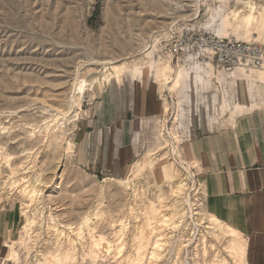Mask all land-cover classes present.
<instances>
[{
	"label": "rangeland",
	"instance_id": "rangeland-1",
	"mask_svg": "<svg viewBox=\"0 0 264 264\" xmlns=\"http://www.w3.org/2000/svg\"><path fill=\"white\" fill-rule=\"evenodd\" d=\"M160 1L162 5L152 6L150 0H0V129L6 128L0 130V137L8 140L4 147L14 158L12 166L30 168L12 174L3 163L0 173V209L12 213L15 220L9 241H15L20 252L18 264H47V252L55 250L48 232L50 215L73 227L90 216L82 236L77 230H66L75 241L71 264H132L138 254L139 264H210L218 257L232 261L226 250L228 238L211 234L204 224L209 219L205 207L193 209V213L201 211L202 222L198 215L192 216L185 202L187 196L192 203L206 197L203 174L189 153L190 140L212 125L233 121L241 113L238 103L243 112L264 111V83L259 81L264 70H251L245 76L238 69L231 76L208 56L189 51L173 59L163 49L186 33L233 38L264 49V31L234 19L235 13L250 14V3L263 5L264 0ZM224 21H228L226 26ZM125 37L132 40L122 47ZM104 48L116 57H129L117 64H125L124 75L110 83L102 80L104 65L88 63L89 58L104 61L109 56ZM147 62L169 64L174 72L184 66L188 73L204 75L208 83L192 89L185 78L170 90L145 68L138 79H151L159 86L169 111L163 110L145 128L140 141L136 138L135 155L126 167L100 174L80 166L75 160L76 145L86 106L111 87L130 83L134 80L130 70ZM79 67L86 80L102 81L95 93L88 91L83 99L73 92ZM56 109L78 116L72 122H59L51 117ZM62 123L63 133L57 128L63 130ZM169 131L177 139L172 141ZM164 169L170 177H165ZM182 180L188 189L175 193L173 188ZM27 181L41 193L23 213L22 203H28L22 195ZM34 216L37 225L22 234L26 217ZM100 235L116 247L111 252L99 251L100 257L95 258L88 253L94 237ZM181 235L193 238L186 252ZM152 244L158 245L160 257L150 262ZM7 253L8 248L5 257Z\"/></svg>",
	"mask_w": 264,
	"mask_h": 264
},
{
	"label": "crops",
	"instance_id": "crops-1",
	"mask_svg": "<svg viewBox=\"0 0 264 264\" xmlns=\"http://www.w3.org/2000/svg\"><path fill=\"white\" fill-rule=\"evenodd\" d=\"M202 79L190 81L191 88L208 83ZM163 107L151 79L125 81L96 95L85 108L75 160L100 174L126 167L135 155L134 141ZM236 109L241 113L233 121L192 136L189 153L203 174L206 211L246 237L245 264H264V111L243 112L239 103ZM14 225L13 214L0 209L1 261Z\"/></svg>",
	"mask_w": 264,
	"mask_h": 264
},
{
	"label": "bare ground",
	"instance_id": "bare-ground-1",
	"mask_svg": "<svg viewBox=\"0 0 264 264\" xmlns=\"http://www.w3.org/2000/svg\"><path fill=\"white\" fill-rule=\"evenodd\" d=\"M150 1H151L152 6H154V5L160 6L163 4V2H161L160 0H150ZM249 10H250V14L244 15V16H240L238 13H235L234 19L235 20L240 19L241 22L245 23L247 28H251L254 25H257L260 29H262L264 31V4L258 5V4L250 3V9ZM256 11H258L259 16H255ZM223 24H224V26H226L228 24V21H224ZM220 34H224V33L222 31H220ZM131 40H132L131 38H126L125 41L121 42L122 47L129 45ZM104 51L107 54H109L107 48H104ZM127 56L128 55H125V56L120 55V56L116 57L113 54H109V56L107 58H105L104 61H96L93 58L92 59L89 58L88 63H89V66L94 65V64L104 65V68L106 69V71H105V74L103 75L102 80H103V82L110 83L112 80H119L124 75V72L126 70L125 64L124 65L123 64L117 65V64L120 62L119 61L120 59H122L121 61L128 60L129 57H127ZM195 65H200V63H197ZM208 65H210V64L209 63L206 64V66H208ZM145 68H149L151 71H153L155 73L156 81L159 82L161 85L169 87L170 90L174 85H177L178 83H180L185 78H186L185 80H187V81L202 82V80H203L202 78L204 77V75L188 73V70L184 66H180L179 69L174 72L171 65H169V64L168 65L167 64L160 65V64H155L154 62H147L146 65H139V64L135 65L130 70V76L134 80L141 78L143 76V71ZM235 73L236 72H233V73H230L229 75L233 76V75H235ZM242 73L245 76H247L249 74L248 70H242ZM259 76H260L259 81L264 83V73L260 74ZM245 79H247V78H245ZM218 81L221 83V80L219 77H218ZM97 85H100V86L102 85V81H100V79L88 81V80H86V78H83L81 76L80 67L76 70L75 80H74V84H73V87H74L73 92H74V95L77 94L78 99H83L88 91L95 93ZM73 103H74V100H73ZM168 111H169V107L165 106L164 112H168ZM53 113L55 115H51V117H56L57 119H59V122L60 121L61 122H63V121L72 122L78 116L77 114H74L71 111H66V110H61V109L54 111ZM57 119H54V120H57ZM60 125H61V128H63V130L60 129V126L57 127L58 130L60 132H62V131L64 132L65 127H62V125H64V123H62ZM51 129L53 130V128H51ZM0 130H2L4 132L6 130V128H2ZM169 134L171 136L172 141L177 139L176 134L174 132L169 131ZM54 140H57V138L55 137ZM7 141L8 140L2 139L0 137V173H1L3 163L7 164L8 168L12 174H15L19 170L27 172V170L30 169V168H28V165L24 166V164H22L21 169H19V170L16 167L12 166V161L14 158L11 154H9L7 152L6 148L4 147V145L7 143ZM71 144H72L71 140H68L67 141V145H68L67 150H70ZM45 145H46V143H45ZM173 151L174 152L177 151L175 146L173 147ZM32 158H33V156H32ZM27 160H28V158H27ZM29 164H31V163H29ZM165 169H164L165 177L166 176L170 177L171 174ZM183 169L185 171H187L188 173L190 172L184 166H183ZM23 179H26V177H24ZM29 181H30V179H29ZM29 181H27V186L24 187L23 193H22V195L24 196L26 201H28V203H25V202L22 203V206H25V207H23V210H22L23 213H26V210L28 209V206L30 205V203L35 201L41 193V190H38L34 185L30 184ZM187 186H188L187 183H185L182 180L181 182H179L176 185V187L174 186L175 188H173V191L175 193H180V192L186 191L188 189ZM185 202L189 205V209L192 210V212H191L192 216L198 215L200 221L204 222L205 218L203 217V214L201 213V211H199L197 213H193V208H192L193 203L191 202V199L189 196H187V198L185 199ZM206 214H207L209 219H208V222H204V224H208L207 228L212 231L211 234H213V235L217 234L218 236H224V237L228 238V243H227L228 245L226 246V250H227L228 257L232 260L231 262H233V264H245L246 241H247L246 237L244 235H242L240 232H238L237 230H235L234 228H232V227L224 224L223 222H221L217 217L209 214L208 212ZM49 219L51 220L52 224L48 223V232H49L50 236L54 239L55 250H53V251L49 250L47 252V259H48L47 264H71V262L74 261L75 256H76V254H75L76 250L74 248L75 241L72 240L73 238L69 239V234L66 233V230H70L71 232H74L77 230V232L82 236L84 226L86 224H88V221L90 220V216L87 215L84 218H82V222L77 227H73L72 225L64 224V222H62L57 217H54L53 215H50ZM166 220H168V219H166ZM151 221H152V219H151ZM36 225H37V222H36L35 216L34 217H26L25 223L21 228V233L24 235H25V233H29L31 228H34V226H36ZM145 237L147 238V236H145ZM65 238H68V241L66 243L64 242ZM143 238H144V236H143ZM30 239H31V236H30ZM136 239H138V238H136ZM205 240H206V238L204 236L202 239V249L204 248V242L203 241H205ZM119 242H117V244ZM155 242L157 244H159L157 241H155ZM155 242H153V243H155ZM138 245H139V243H138ZM152 246H153L154 250L149 252L150 262H152L151 260H156V259H158V257H160L159 252H156V249H159L158 245H157V247H155V245L152 244ZM115 247H116V245L114 244L113 241H110L107 238H105L104 236L100 235L98 237H94L93 242H92L91 251L88 254L92 255V257L97 258L99 256L100 252H102V251H108V252L110 251L111 252V250H113ZM212 247H213V245L211 246V249L214 250ZM7 248H8V253H7L6 257L2 260V264H18L20 261V252L16 248L15 241L7 242ZM207 248H208V244L206 246V251H207ZM218 258L212 260L210 264H231V262L227 258H221L220 257L221 260H219ZM139 259H141V258H139V254H138L137 256H135V258L131 259V263L132 264H139V262H140ZM172 263L170 262V264H172ZM186 264H188V263H186Z\"/></svg>",
	"mask_w": 264,
	"mask_h": 264
},
{
	"label": "built area",
	"instance_id": "built-area-1",
	"mask_svg": "<svg viewBox=\"0 0 264 264\" xmlns=\"http://www.w3.org/2000/svg\"><path fill=\"white\" fill-rule=\"evenodd\" d=\"M186 34L187 36L184 38L177 37L172 43L169 41L165 44L163 49L165 54L173 59H178L185 52L193 51L199 55L208 56L214 61L220 71L227 74L233 73L238 69L248 71L264 70V49L256 44L241 42L233 38H220L213 35ZM173 36L176 35L173 34ZM193 179H195V176ZM195 202L192 206L193 209L195 208V211L197 208L201 209L205 207V198L199 201L195 200ZM180 240L186 252L192 239L181 235Z\"/></svg>",
	"mask_w": 264,
	"mask_h": 264
}]
</instances>
